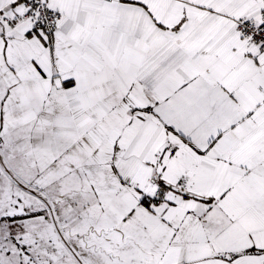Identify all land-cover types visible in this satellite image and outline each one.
Masks as SVG:
<instances>
[{
  "label": "snow or ice",
  "instance_id": "1",
  "mask_svg": "<svg viewBox=\"0 0 264 264\" xmlns=\"http://www.w3.org/2000/svg\"><path fill=\"white\" fill-rule=\"evenodd\" d=\"M0 264H264V0H0Z\"/></svg>",
  "mask_w": 264,
  "mask_h": 264
}]
</instances>
